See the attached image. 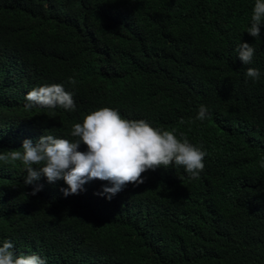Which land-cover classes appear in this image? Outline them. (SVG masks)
<instances>
[{
    "label": "trees",
    "instance_id": "1",
    "mask_svg": "<svg viewBox=\"0 0 264 264\" xmlns=\"http://www.w3.org/2000/svg\"><path fill=\"white\" fill-rule=\"evenodd\" d=\"M254 5L0 0V153L47 131L71 141L75 123L109 107L207 154L198 179L173 163L111 201L97 195L111 186L100 180L65 197L63 180L42 176L32 195L23 163L0 161V246L46 264H264V24L258 39L247 34ZM240 43L255 49L248 65ZM248 68L257 82H246ZM53 84L73 94L74 111L25 109L32 89Z\"/></svg>",
    "mask_w": 264,
    "mask_h": 264
},
{
    "label": "clouds",
    "instance_id": "2",
    "mask_svg": "<svg viewBox=\"0 0 264 264\" xmlns=\"http://www.w3.org/2000/svg\"><path fill=\"white\" fill-rule=\"evenodd\" d=\"M262 24L264 0H255L247 34L258 39ZM254 51L248 43H240L236 48L237 57L244 65L252 62ZM259 79L258 69L246 70V82ZM67 83L75 87L77 81L69 77ZM25 100L26 110L39 106L74 111L76 107L73 94L57 84L36 87ZM207 118L208 110L201 105L196 119L203 121ZM46 133L35 144L26 139L21 150L0 153V161L23 163L27 174L24 183L34 187L32 195L43 190V185L36 184L42 176L50 184L63 180L68 186L61 189L65 197L79 195L85 190V184L100 180L111 186H104L97 195L111 201L127 185L144 184L142 176L149 170L168 169L174 163L183 166L189 178L195 180L205 167L206 152L192 145L185 135L178 138L174 130L154 128L145 120L123 118L118 110L109 107L92 111L85 116L83 123H75L70 132L74 138L71 141ZM81 145H85L87 151H80ZM14 247L10 241L3 242L0 264H46L38 255H17Z\"/></svg>",
    "mask_w": 264,
    "mask_h": 264
}]
</instances>
